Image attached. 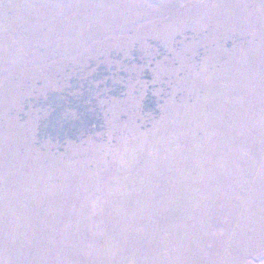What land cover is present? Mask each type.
Segmentation results:
<instances>
[{
  "label": "rangeland",
  "instance_id": "obj_1",
  "mask_svg": "<svg viewBox=\"0 0 264 264\" xmlns=\"http://www.w3.org/2000/svg\"><path fill=\"white\" fill-rule=\"evenodd\" d=\"M0 264H264V0H0Z\"/></svg>",
  "mask_w": 264,
  "mask_h": 264
}]
</instances>
